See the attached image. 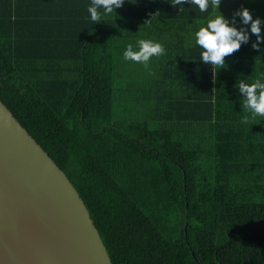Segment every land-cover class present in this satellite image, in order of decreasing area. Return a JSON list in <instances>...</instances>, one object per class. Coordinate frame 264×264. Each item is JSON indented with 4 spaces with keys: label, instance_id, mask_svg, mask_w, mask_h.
<instances>
[{
    "label": "trees",
    "instance_id": "16d2710c",
    "mask_svg": "<svg viewBox=\"0 0 264 264\" xmlns=\"http://www.w3.org/2000/svg\"><path fill=\"white\" fill-rule=\"evenodd\" d=\"M171 3L125 0L94 24L91 0H0V100L72 183L113 264H264V118L241 123L237 87L264 81V42L236 17L249 42L214 77L195 43L214 10ZM242 7L264 22V0L219 11L231 22ZM140 39L167 49L149 69L123 58Z\"/></svg>",
    "mask_w": 264,
    "mask_h": 264
},
{
    "label": "water",
    "instance_id": "95a60500",
    "mask_svg": "<svg viewBox=\"0 0 264 264\" xmlns=\"http://www.w3.org/2000/svg\"><path fill=\"white\" fill-rule=\"evenodd\" d=\"M0 264H113L72 183L1 100Z\"/></svg>",
    "mask_w": 264,
    "mask_h": 264
},
{
    "label": "clouds",
    "instance_id": "9594fccd",
    "mask_svg": "<svg viewBox=\"0 0 264 264\" xmlns=\"http://www.w3.org/2000/svg\"><path fill=\"white\" fill-rule=\"evenodd\" d=\"M124 3L125 0H91L87 11L91 21L98 24L101 23L104 16L112 14ZM185 3L198 7L200 12L214 10L212 16L207 19L206 26H201L195 32V43L202 49L200 60L211 67L214 77L216 72L225 68L226 58L237 52L243 44L249 42L250 34L247 27L238 29L235 26L236 17L241 18L243 25L250 24L251 34L257 37L256 42L252 44L254 49H258L261 42H264V36L261 35V26L264 22L259 18L254 20L247 8L242 7L237 10L230 22L219 11L221 0H172L171 5L173 7L181 6L179 12H183ZM159 14L157 12L153 19ZM166 54L167 49L162 43L151 39H140L136 48L131 43L127 45L123 58L125 61L141 64L145 69H149L153 58H159ZM237 87L243 97L241 107L245 113L241 123L247 125L258 117L264 118V81L261 78H256L254 82L248 83L241 79Z\"/></svg>",
    "mask_w": 264,
    "mask_h": 264
}]
</instances>
